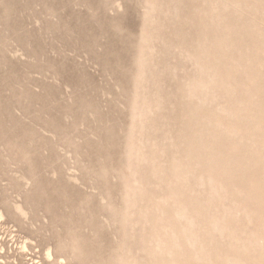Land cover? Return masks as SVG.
I'll return each mask as SVG.
<instances>
[{"label":"rangeland","instance_id":"rangeland-1","mask_svg":"<svg viewBox=\"0 0 264 264\" xmlns=\"http://www.w3.org/2000/svg\"><path fill=\"white\" fill-rule=\"evenodd\" d=\"M0 11V264H264V0Z\"/></svg>","mask_w":264,"mask_h":264},{"label":"bare ground","instance_id":"bare-ground-1","mask_svg":"<svg viewBox=\"0 0 264 264\" xmlns=\"http://www.w3.org/2000/svg\"><path fill=\"white\" fill-rule=\"evenodd\" d=\"M139 1V0H138ZM231 1V0H230ZM234 1V0H233ZM242 0H235V4H237V5H239V3L241 4V3H245L247 0H244L243 2H241ZM227 2V1H226ZM115 4V3H114ZM106 6V5H105ZM138 8H140V10L142 11V12H148V11H150V10H152V8H153V5H151L150 4V2L149 1H145V4L144 3H142L141 4V2H138L137 3V5H136ZM212 7H213V5H212ZM211 6H210V9L212 8ZM139 10V9H138ZM213 10V9H212ZM252 11H257V10H252ZM1 12V11H0ZM253 14H254V12H252ZM3 14V13H2ZM136 14V13H135ZM134 17V16H133ZM138 22V21H137ZM80 25V24H79ZM130 28V27H129ZM132 32V31H131ZM209 43V42H208ZM203 44H207V43H203ZM262 52H264V51H262ZM39 53V52H38ZM249 57H247V59H248ZM248 60H250V59H248ZM254 62L256 63V67L257 66H259V65H264V61H262V60H259V56H258V54H257V56H256V58L254 59ZM252 65V64H251ZM251 65H250V67H249V65L246 67V66H239L238 68L240 69L239 71H241V70H245V71H247V73L248 74H246V76H245V80H244V82H243V84L242 85H244V84H246V81L247 82H254L253 81V79H251L250 80V74H249V72H248V70L249 69H251L252 67H251ZM253 74V73H252ZM254 78V77H253ZM255 79V78H254ZM5 83V82H4ZM3 90V89H2ZM253 92H254V94H255V97L257 96V94L259 93V91L261 90V88L260 87H258V86H255L253 89ZM2 95V94H1ZM8 98V97H7ZM250 99H251V108H248L247 110H250V111H253L254 109L256 110V111H258V112H260V111H264V103L262 104V105H259V104H257V102H255L254 100H253V97L252 96H250ZM2 102V101H1ZM255 103V104H254ZM3 107V106H2ZM9 107V106H8ZM2 110V109H1ZM56 123V122H55ZM9 134V133H8ZM196 135V134H195ZM55 173H56V171H55ZM0 182H1V180H0ZM183 183L185 184V181H183ZM175 216L177 217L176 219H179V218H182V219H185V216H186V213L185 212H182L180 209H176L175 211ZM256 213V212H255ZM257 215H258V217L259 218H264V215L262 214V213H257ZM172 217V216H171ZM254 217V216H253ZM168 218V217H167ZM166 218V219H167ZM248 220H252V218H248ZM174 221H175V219H173V217H172V219H171V225H173V223H174ZM263 221V220H262ZM177 226V225H176ZM178 227V226H177ZM180 228V227H179ZM190 235L188 234V232H187V228H185V229H183L182 228V231L178 234V235H176V236H174L172 239H170L169 241H168V243H170V242H175V241H185V242H190L191 241V238L189 237ZM238 240L240 241V242H244V241H247L248 243H254L255 244V246L258 244V243H260V241H262L263 242V247H264V234H262V233H260V232H258V231H256L255 233H252V234H242V235H240V236H238ZM59 244H60V242L58 241V240H55V248L57 249V251H58V247H59ZM201 245V244H200ZM52 246V245H51ZM51 246H48V248H46L47 249V251H46V257H47V261H45L47 264H59L60 263V261H59V259L60 258H57V259H55L54 258V252L51 250ZM25 247V246H24ZM38 247V246H37ZM31 249H33L32 247H31ZM45 249V248H44ZM28 250V249H27ZM14 253V252H13ZM121 257H122V255L120 256V259H121ZM197 258H195L193 261H192V263H196L197 262ZM213 261V260H212ZM248 261H244L242 258H240V257H237V258H231L230 260H228V264H248L247 263ZM62 263V262H61ZM166 263L167 264H169V261L167 260L166 261ZM155 264H162V262L159 260V258L157 259V260H155Z\"/></svg>","mask_w":264,"mask_h":264}]
</instances>
